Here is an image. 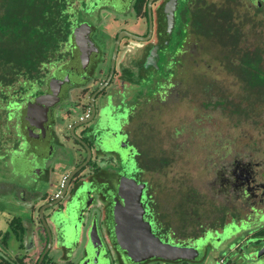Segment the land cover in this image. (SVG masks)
<instances>
[{
    "label": "flooded vegetation",
    "instance_id": "af4514ba",
    "mask_svg": "<svg viewBox=\"0 0 264 264\" xmlns=\"http://www.w3.org/2000/svg\"><path fill=\"white\" fill-rule=\"evenodd\" d=\"M241 4L244 15L237 0L69 1L66 41L0 99V167L28 187L0 181V264H264V51L237 25L264 0ZM223 69L241 98L220 96ZM221 111L253 129L227 144L217 127L183 138L187 121ZM191 151L194 187L171 176ZM138 189L154 237L190 257L120 249Z\"/></svg>",
    "mask_w": 264,
    "mask_h": 264
},
{
    "label": "trees",
    "instance_id": "16d2710c",
    "mask_svg": "<svg viewBox=\"0 0 264 264\" xmlns=\"http://www.w3.org/2000/svg\"><path fill=\"white\" fill-rule=\"evenodd\" d=\"M69 1L0 0V99L5 87L39 79L40 66L66 41Z\"/></svg>",
    "mask_w": 264,
    "mask_h": 264
},
{
    "label": "rangeland",
    "instance_id": "374dc122",
    "mask_svg": "<svg viewBox=\"0 0 264 264\" xmlns=\"http://www.w3.org/2000/svg\"><path fill=\"white\" fill-rule=\"evenodd\" d=\"M237 6L239 7L240 10V14L244 15V9L242 8L243 4H241V0H237ZM102 11H105V9H103ZM237 16H239V14H237ZM236 16V17H237ZM246 24H240L237 23L238 27L241 28L243 33L249 34L246 38L247 40H249V42H252V46L255 48H261L264 51V9H261L260 11L255 12L253 19L250 22H247V20H244ZM264 65V62H263ZM219 83V89H220V96L227 98V100H230L229 98L231 97V99L233 98H241L240 96V92L241 90L239 88H235L232 86H234V79L232 77H230L229 71L226 69L222 70V73L219 74V79L217 81ZM264 112V111H263ZM1 115V114H0ZM214 118L211 119L210 116H206L205 118H202L199 121H187L186 125H188L187 130L184 131V133L182 134L183 138L184 136H186L187 138L190 136L191 134V130L193 128H195L197 126V128H201L203 129L204 133H211L213 130L216 129V127L219 130V135H220V141L222 143L227 144L226 142L230 141L233 139V137L235 136L236 132L238 133L240 130H243L244 132H248L251 131L253 128L252 126H246L244 125V127H240V128H236L235 129L232 127L233 123H231V121L229 120V117L227 115L226 111H221L219 113L214 114ZM215 124V125H214ZM189 143H191L192 140H195L193 137H189ZM199 141L195 142V144H198ZM206 144V143H204ZM194 150V149H193ZM189 157L187 162H182L181 164L176 163L174 164L173 168H172V175L173 177L176 176H181V174L185 175L186 181L188 182V185L190 187H194L196 185H198L199 183L202 182V176L198 175V171H199V166H200V162L198 160L201 159L202 154L199 152H194L191 151V153H189ZM183 156L185 157L186 155L183 154ZM187 160V158H186ZM183 160V161H186ZM198 164V165H197ZM2 166V165H1ZM6 171V172H5ZM8 170L3 169V167H0V181L1 182H11L13 184V186H17L19 188V186H24V188H28L27 184L25 185V180H22L21 178L19 180H16L13 178V176H11L9 174V172H7ZM5 172V173H4ZM12 177V178H11ZM15 180V181H13ZM59 180V179H58ZM30 183H28L29 185ZM43 185H39L38 188L42 191V187ZM96 206V205H95ZM95 206L92 208L94 209ZM77 220L80 222V217H76ZM79 222H75V224L78 226L75 227L74 223L72 225V229H71V234L73 235L72 237V241L75 245V247L78 245V240H79ZM82 241L79 242V248L78 251H76V256H78L79 252H80V248L84 245L85 240H87V236H82ZM107 264V263H106Z\"/></svg>",
    "mask_w": 264,
    "mask_h": 264
},
{
    "label": "water",
    "instance_id": "95a60500",
    "mask_svg": "<svg viewBox=\"0 0 264 264\" xmlns=\"http://www.w3.org/2000/svg\"><path fill=\"white\" fill-rule=\"evenodd\" d=\"M140 193L137 192L130 195L126 200L124 214L118 217V223H123L124 228L116 232L119 247L126 256L132 261H140L148 258L161 259H183L190 257L194 252L193 249L179 250L168 245L162 244L151 233L148 224L142 220V207L140 204Z\"/></svg>",
    "mask_w": 264,
    "mask_h": 264
}]
</instances>
